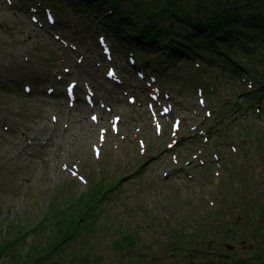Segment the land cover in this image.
<instances>
[{
  "label": "rangeland",
  "instance_id": "374dc122",
  "mask_svg": "<svg viewBox=\"0 0 264 264\" xmlns=\"http://www.w3.org/2000/svg\"><path fill=\"white\" fill-rule=\"evenodd\" d=\"M9 2L0 0V83L12 74L17 76L12 91L0 87V242L21 235L23 255L35 243L33 233L42 223L45 235H36L37 243L43 244L52 232L47 219L50 205L69 214L76 197L99 182L107 189L98 204L100 218L82 235L92 246L86 254L92 264H140L139 258L152 264L153 257L159 258L156 264H175L169 256L179 245L186 244L178 253L191 255L192 248L199 250L210 239L234 244L249 239L262 247L264 216L252 198L264 206V139H260L264 113H243L248 129L256 132L251 138L238 135L243 133L239 124L246 121L233 123L229 115L218 121L224 95L235 90L242 94L240 84L229 76V85L220 89L222 95L212 105L214 97L208 89L216 85L210 87L205 71L219 73V68L198 67V60L185 58L166 64L163 78H154L159 73L153 71L157 62L152 57L147 70H141L146 74L142 80L128 65L131 49L121 46L117 31L107 37L113 50V61H107L92 37L95 30L108 35L99 21L85 26L79 49L66 54L65 46L55 39L60 30L37 26L29 3L11 8ZM68 24L75 28L73 21ZM74 32L63 33L67 43H73ZM38 57L49 59L47 68L37 62ZM79 59L91 62L93 68ZM110 64L118 76H107ZM65 65L70 67L67 73ZM31 74L35 79L27 80ZM70 80L78 82L80 95L73 104L65 93ZM26 84L32 88L30 94L25 92ZM89 85L96 90L92 104L85 100ZM240 93L234 95L239 99ZM150 102L157 112L150 111ZM115 116L119 118L113 123ZM181 121L180 133L185 134L179 145L168 148ZM191 129L202 135L192 138ZM101 177L105 179L98 181ZM123 230L138 235L135 248L115 247V241L124 237ZM197 230L200 237L187 245L183 237ZM71 247L78 250L77 261L82 259L85 251L80 239ZM23 259L4 255L0 264H25Z\"/></svg>",
  "mask_w": 264,
  "mask_h": 264
},
{
  "label": "trees",
  "instance_id": "16d2710c",
  "mask_svg": "<svg viewBox=\"0 0 264 264\" xmlns=\"http://www.w3.org/2000/svg\"><path fill=\"white\" fill-rule=\"evenodd\" d=\"M35 1L39 2L38 6L43 4L45 11L49 8L55 13L57 28L65 29L68 22L73 21L74 29L78 30L75 35L79 40L84 37L85 26L89 28L96 21L108 31L107 36L117 31L121 46L135 52L136 60L146 67L153 60L152 57L160 72L174 60L184 58L186 61L198 60L203 68L218 67L219 73L205 71L214 81L211 87L216 85V89L214 87L211 92V97H214L210 101L212 104H217L218 100L214 99L222 95L220 89L229 85L226 82L229 76L243 88L242 94L235 90L233 94L224 95V107L218 110L221 114L218 115V121L226 119L227 116L223 115L225 111L230 114L233 123L246 121L243 114L233 118L234 114L244 111L264 113V0H16V4L25 6ZM42 14L46 13L42 11ZM118 27L124 30H117ZM43 61L48 62V59ZM8 86L9 80L0 83L3 89ZM234 93H240L238 95L241 98L238 99ZM248 128L247 121L240 123L239 129L243 133L238 135L251 138L256 132ZM260 139H264V135ZM262 146L264 150V144ZM104 179L101 177L98 181ZM98 184L99 188L95 186ZM98 184L93 183L94 187L90 184L85 195L76 197L73 201L75 204H70L72 210H68L69 214L63 213L61 208L53 209L50 205L52 209L47 219H51L49 230L52 232L43 244L37 243L36 235V232L45 231L41 223V229L33 233L35 243L25 248L23 255L19 243L22 237L19 235L0 242V258L11 255L23 259L24 256L25 264H92L86 255L92 251V246L82 235L92 229L100 218L98 204L107 189ZM262 190L264 192V188ZM252 199L254 205L261 203L256 198ZM122 232L125 233L124 237L115 241V247L118 244V250L135 248L138 235L129 230ZM176 234H179L178 231ZM189 237H193L192 234L183 238ZM78 239L85 251L80 254L83 258L79 261L76 259L77 248L71 247V243L74 244ZM179 246L169 258L177 255L182 245ZM158 261V257L151 259L152 264ZM139 263L145 264V261L139 258Z\"/></svg>",
  "mask_w": 264,
  "mask_h": 264
},
{
  "label": "flooded vegetation",
  "instance_id": "af4514ba",
  "mask_svg": "<svg viewBox=\"0 0 264 264\" xmlns=\"http://www.w3.org/2000/svg\"><path fill=\"white\" fill-rule=\"evenodd\" d=\"M256 193V196H260L258 190ZM256 207L262 214L261 217H263L264 207L261 206V203L257 204ZM261 217L259 220H262ZM251 228L252 230L256 229L254 226ZM207 244L208 245L205 247H200L199 250L192 248V250H190L191 255H186L184 251L177 254V262L175 264H254L252 261H254L255 264H264V244H262V247L256 246L251 243L249 239L238 240L236 244L230 242H217L215 239H210ZM197 252H199L198 257L195 256ZM249 254H251L250 257L246 258ZM200 258L203 259V263H200Z\"/></svg>",
  "mask_w": 264,
  "mask_h": 264
},
{
  "label": "bare ground",
  "instance_id": "6f19581e",
  "mask_svg": "<svg viewBox=\"0 0 264 264\" xmlns=\"http://www.w3.org/2000/svg\"><path fill=\"white\" fill-rule=\"evenodd\" d=\"M14 81H15V78H14Z\"/></svg>",
  "mask_w": 264,
  "mask_h": 264
}]
</instances>
